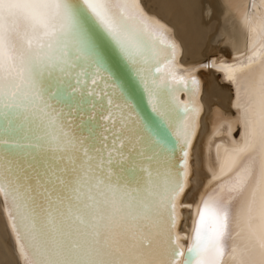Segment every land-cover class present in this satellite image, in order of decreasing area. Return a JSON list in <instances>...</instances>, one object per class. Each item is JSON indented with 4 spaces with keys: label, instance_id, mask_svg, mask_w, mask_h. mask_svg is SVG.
<instances>
[{
    "label": "snow or ice",
    "instance_id": "obj_1",
    "mask_svg": "<svg viewBox=\"0 0 264 264\" xmlns=\"http://www.w3.org/2000/svg\"><path fill=\"white\" fill-rule=\"evenodd\" d=\"M253 8L246 52L183 67L141 0H0V201L18 264H264V0ZM201 70L231 85L241 127L203 188Z\"/></svg>",
    "mask_w": 264,
    "mask_h": 264
},
{
    "label": "bare ground",
    "instance_id": "obj_2",
    "mask_svg": "<svg viewBox=\"0 0 264 264\" xmlns=\"http://www.w3.org/2000/svg\"><path fill=\"white\" fill-rule=\"evenodd\" d=\"M149 15L173 29V35L181 46L179 63L190 67L210 58L231 60L233 56L247 51L249 26L246 20L255 23V13L260 11L253 4L261 0H141ZM170 4L172 9L162 4ZM200 80L199 105L202 107L197 135L191 150L194 183L200 187L211 178V170L218 168L217 145L230 146L233 140L241 139L235 92L223 82L221 74L214 70L196 73ZM180 99L184 94L180 93ZM231 126V132H229ZM191 200V194L187 197ZM180 233L190 236L191 212L185 210L179 225ZM181 243L187 248L188 239ZM0 260L2 264H18L15 242L8 227L0 201Z\"/></svg>",
    "mask_w": 264,
    "mask_h": 264
},
{
    "label": "rangeland",
    "instance_id": "obj_3",
    "mask_svg": "<svg viewBox=\"0 0 264 264\" xmlns=\"http://www.w3.org/2000/svg\"><path fill=\"white\" fill-rule=\"evenodd\" d=\"M0 264H2L1 260H0Z\"/></svg>",
    "mask_w": 264,
    "mask_h": 264
}]
</instances>
